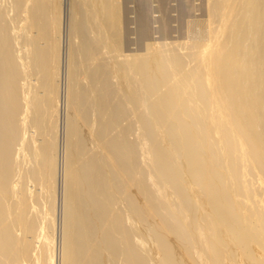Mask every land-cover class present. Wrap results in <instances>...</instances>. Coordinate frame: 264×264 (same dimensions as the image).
<instances>
[{"label": "bare ground", "instance_id": "6f19581e", "mask_svg": "<svg viewBox=\"0 0 264 264\" xmlns=\"http://www.w3.org/2000/svg\"><path fill=\"white\" fill-rule=\"evenodd\" d=\"M169 1L0 0V264H264V0Z\"/></svg>", "mask_w": 264, "mask_h": 264}, {"label": "rangeland", "instance_id": "374dc122", "mask_svg": "<svg viewBox=\"0 0 264 264\" xmlns=\"http://www.w3.org/2000/svg\"><path fill=\"white\" fill-rule=\"evenodd\" d=\"M135 1L136 0H134V1L133 0H126V2H125V6H126L125 9H126V12H127V13L126 12L125 13L128 14L126 16H128V19L129 20H132V21L135 19L134 17H136V15L134 14V12H136V8H137V5H136ZM157 1L159 2V0H157ZM157 1L156 0H150V2H151L150 5L153 6V7L152 6L151 7H152V10H154V11L151 12L152 15L150 14V17H151V20H152V23H151V25H152L151 38L152 39L153 38L154 39H159V37H160V34H159L158 31H159V29L161 27L160 26L161 25V22H160L161 19L160 18L162 17V14L158 10L160 4ZM203 1L205 3H203ZM191 2H192L191 4H192V7L193 8L191 7V12L189 13V15H187V17H186L187 19L184 18L185 19V25L188 24L187 22H192V20H193V22H195L194 19H196V22H204L206 20V18H207V16H206L207 14H205L206 13V1L205 0H191ZM177 4H178L177 0H175V1L174 0H170L169 1V6H170V12H169V14H170V18L172 19V20H170L171 21L170 22V25H171V27H170V29H171L170 33L171 34L170 35L173 37V40L174 41H176L175 39H176L177 34H178L177 33V30H178V25H179L178 22H177L178 21L177 19L179 18V15H177V14H179L178 8L176 7ZM155 7H157V9ZM153 8H155V9H153ZM133 10H135V11H133ZM159 15L161 17H159ZM156 20H157V23H156ZM132 23H129L128 22V24H127V26H128V28H129L130 31L125 34L124 41L126 40V42H127L126 43V46H127L126 47L127 48L126 52L127 53H131V54H135L136 53V49H138L142 45L139 42L138 34L136 33V35H135V32H134L135 29H136L135 28L136 25H134V23L133 24ZM130 32H132V33H130ZM137 42L139 43V45H138ZM62 47H63V45H62ZM57 142H58L59 146L61 147L60 140H57ZM59 146H57L58 150H60V147ZM57 201L58 202H56L57 203L56 204L57 205V208H56V211L57 212L56 213L59 214V212L61 211V208H60L61 205L59 206V204H58L59 203V200H57ZM60 214H61V212H60ZM56 221H57L56 222V236H58L60 234V228H59V223H58L59 221H58V219H56ZM60 227H61V225H60ZM59 237H56L57 238L56 239L57 243H58ZM57 254H58L57 258H59V252H57Z\"/></svg>", "mask_w": 264, "mask_h": 264}]
</instances>
